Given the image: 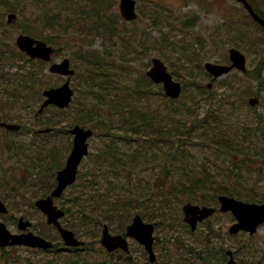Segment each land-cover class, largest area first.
Masks as SVG:
<instances>
[{
	"label": "rangeland",
	"instance_id": "1",
	"mask_svg": "<svg viewBox=\"0 0 264 264\" xmlns=\"http://www.w3.org/2000/svg\"><path fill=\"white\" fill-rule=\"evenodd\" d=\"M111 1L112 0H94V2L85 0H49L48 4V7L53 9L57 7L60 8L61 15L59 18H46L47 21L50 22L52 29L48 28L47 24L45 35L47 39L53 43L52 45H55L58 48L57 55L60 57L66 56L71 59V64L77 69L75 76L71 81V86L74 89V99L72 102L76 101V104H78L82 99L83 105L88 107L92 113L89 125L85 126L90 129L92 128L94 134H92L88 140L89 154L87 157L83 158V164L81 165L80 170L88 168L91 163L100 159L98 148H102L101 145H104V142L100 140L102 133L99 124L101 120L109 118L112 115V112L108 107L94 106L92 98L95 97V95L90 94L89 89L92 86H94L95 89H99L104 85L99 79L104 77V74L110 67L117 68V70L126 75L131 74L133 80L139 81L143 68H147L146 63L148 60L150 61L152 57H160L167 64L168 69L174 72L178 71L175 72L178 73L176 76L177 78L181 77L185 80V84L183 85L185 94L180 101L183 103L180 107H182L181 109L183 110L190 111L191 115L185 119V125L179 123L173 131V134L176 135V139L179 141H190L195 153L204 152L205 150L209 151V149L215 144L211 140H217L218 148H223L218 149V151L235 158L233 155L237 152L235 145L239 141H243L242 138L239 137L234 130H229L227 127L223 126L221 122L217 124L218 126H216V123L204 125L202 122V119L205 117L204 113L207 111H218V115H221L222 113L220 111L222 105L231 102L234 98V93L231 92L224 97H221L218 96V90L209 89L204 92L203 86H201L202 84L196 82L201 78L200 73L203 72L202 65L204 62L225 63L228 59V48L231 45H235L237 42L241 44L236 45V47L245 51L249 60H254L258 55L259 51H257V46H255L258 39L255 40L248 34L251 32L252 27L247 24L246 20H238L237 17L241 11L235 5L234 1L218 0V5H216V0H137V8L139 10L137 19L132 22H125L121 16H118L120 14L118 11L117 0L108 12L113 19H116L115 23L117 29H110L106 26L103 20L92 16L86 11L76 9V5H83L86 6L89 11H91L92 8H97L107 13ZM255 1H258L259 4L264 3V0ZM37 15H42V12L36 10V14L32 15V17L29 18V21H33ZM242 24L246 27V32H243L244 26ZM184 26H188V29H185ZM75 28L91 31L107 30L112 34H115L116 36L112 42L113 44H109V47L116 45L119 49L117 51L121 52L123 56L112 52L108 54L106 58L100 59L94 63L90 52H87L85 50L86 48L82 46L86 44L83 42L81 35ZM162 28L163 30L161 31ZM10 33L15 34L13 27ZM110 39L109 36L106 38L107 41ZM170 44L175 45L179 49L187 47L186 55L184 57L175 56L172 51L176 52L177 49ZM218 44L221 46L220 50H218ZM104 46L103 42L99 50H103ZM186 60H189L190 62L186 64ZM252 66V62H248V65L246 66L247 73L242 74H244V77L247 79L253 76H258L260 79L264 69L260 68L259 64H257L256 67ZM236 71L233 73H237L238 76H241V74L238 73L239 71ZM187 75L188 79H186ZM36 76L37 75L30 74L29 78L34 80ZM61 80L62 77L59 75L50 73L46 74V78L42 77L40 83H32L30 91L31 102L33 103L35 101V91L39 87L44 89L52 84H59ZM208 82L209 80H206L204 83ZM255 82L256 81L249 80L246 84L240 85L237 90L238 98L240 100L244 99V102L242 103L244 111H249L247 108L248 104L246 103L247 97L253 96L252 94H255L258 90L253 84ZM230 83L231 81L228 80L224 83L218 82L217 79L212 85H216V87L220 85L230 86ZM240 88H244L248 94H241L239 91ZM259 93L264 97L263 92L259 91ZM26 95L27 93L23 90L18 93V97L21 100L27 99ZM150 95L152 97L149 100L145 99L138 102L139 109L142 108L143 110V107H149V104L152 105L149 107L150 109L161 113L174 111L171 106L175 107V110L177 109L178 105H167L158 92L151 89ZM186 100H189L188 104H186ZM136 101L137 100H134L129 104L124 111H129L131 108H137ZM118 106L119 105H117V107ZM50 110L51 109L46 110L49 111L48 114H43L42 117L38 118H35V115L31 117L18 115V111H7L12 117V120L8 121L13 122V129H18V124H22L23 126L29 124V127L25 126V130L37 126H61L69 129L71 124H78L80 122L84 123V119L75 117L76 110L72 104L71 107L64 111H58L57 113ZM198 112L203 114L197 115ZM123 125L128 126L125 123ZM157 128H159V126ZM126 129L130 128L128 127ZM216 130H218L217 136L213 133ZM63 131L64 132H56L50 136H40L39 134H33L32 131L12 132L10 134V137L14 140V147L12 150L16 151V155L11 161L13 166L12 175L14 177L13 185L16 187V192L14 197H12L13 200H11V203L7 201L8 206H12L11 209H13L8 213L6 219L9 221L12 230H18L16 226L17 218L19 216H24L26 219L32 220L33 223L36 224L37 229L43 230L47 234L51 233L46 227L47 223L45 216L31 205L27 206V203L25 202L26 200H23L24 198L27 200H33L37 196H40L38 193H40L46 185L51 184V175L54 173V166H56L55 161L58 159L52 158L50 161H47L41 156L40 151H45L47 147H54V145H57V149L68 147L70 143H72V136H69L68 132L65 133V130ZM142 140V136H133L130 143L135 145ZM106 141H112L118 145V147H126V140L120 135L119 131H116L112 137H108ZM258 146L259 145H256L255 147L257 148ZM105 154H107V152H104L102 156ZM20 155L27 159L29 164L28 175L20 171L22 167ZM34 158H38L44 164L32 163ZM244 165L250 170H255V167H259L258 162H247L244 163ZM31 167L47 168L48 170L40 171L39 175L36 178H33L32 176L34 173L32 172ZM139 172L141 173V171ZM238 177H240V174ZM25 180H30V186L29 191L26 192L24 196L22 192L25 193V191L22 190V181ZM40 181L44 182L41 183ZM224 182L225 180L221 177L218 178V182L209 181L207 184L212 188L211 194H217V187H221ZM76 184L77 182L69 189H66L64 196H69L71 192L75 191ZM79 184L81 185V180L79 181ZM82 188L86 197L79 205L82 210L87 211L85 216L79 210H76L73 215L80 220L84 219L83 224L85 228L91 231L88 240L94 241L93 246H91L94 248V253L91 254V256L96 257V259L101 261L104 255L98 256L96 254L99 252V248L93 234H100V229L102 228V226L100 228V224L104 221V216L102 215L104 209L101 208V199H98L96 206H93V196L90 192H93V194L96 195L107 189L106 184L105 181H102V183L92 182L88 187L82 185ZM196 189L204 192L205 186L198 184ZM255 190L258 196L264 198V189L255 186ZM64 201L65 198L60 200V202ZM16 203H22L23 206L20 205L16 207ZM152 210L153 206L152 204H149L147 206L148 212H146V216L149 217ZM153 219L155 220L157 218L154 217ZM104 222H107L112 228L119 227L121 225L120 212L115 213ZM231 222V216L229 214L218 211L213 218H209V221L203 222L199 226V231L196 233L190 234L189 231L185 229L186 234L185 232L182 233L180 235V240L192 242L194 250L193 252L186 248L183 250V246L176 243L175 246L182 249L177 257L169 256L164 249H161L162 251H160V249L157 250V244H155L158 264H164L163 261L170 264L168 260L172 261L173 264H185L191 255H194V258L190 260L194 261L189 264H194L200 260V258L195 259V257L206 250H208L205 253L207 264H225L226 258H222L220 252H223L228 248L234 251L235 259L238 264H264V224L260 228L258 227L256 233L252 235H249L248 233L230 235L227 233V228ZM208 223H212V228L217 229L216 233L218 234V237L206 242L205 248H199L197 250V245L194 244V240L197 236L202 235L201 231L202 229L207 228ZM159 234L162 236L163 231ZM154 235H156V238L158 237L157 229H155ZM136 244L135 241H131V249L136 248ZM158 245L160 248V243H158ZM250 248L257 250L260 249L262 252H256V254H253ZM26 256H30L32 261ZM32 256H35V252L30 249L24 247L11 248L4 252V254H0V264H19L20 261L17 260L22 258L26 259L25 264H38L36 262L41 258L52 263H57L60 258L67 259L70 264H73L75 261V255L69 258L65 255L56 254H43L39 258H32ZM132 259L134 262L131 264H146L143 262L142 258L134 259V257H132ZM41 264L47 263L44 261Z\"/></svg>",
	"mask_w": 264,
	"mask_h": 264
},
{
	"label": "trees",
	"instance_id": "2",
	"mask_svg": "<svg viewBox=\"0 0 264 264\" xmlns=\"http://www.w3.org/2000/svg\"><path fill=\"white\" fill-rule=\"evenodd\" d=\"M30 2L36 3L38 0H29ZM34 19L33 21H37ZM28 24L25 20L23 21V26L27 29L32 27L34 22ZM50 25V22L48 21ZM94 62L100 59V53L94 51ZM114 63V62H113ZM115 64V63H114ZM174 74L175 72L172 71ZM104 85L95 89L92 86L89 89L90 94H94L93 103L94 105L106 106L111 111H114V116L119 118L129 119L128 124L130 128L139 130L149 121L146 117H143V111L145 108H138V102L148 99L153 85L146 77L144 71L141 72V78L139 81L133 80L131 74L126 75L117 68H109L104 74V77L99 79ZM159 86V85H158ZM160 88V87H159ZM161 89V88H160ZM161 97L164 94L157 90ZM185 94V93H184ZM184 96V95H183ZM134 100H137V108H131L129 111H124L129 104ZM180 100L172 102L171 105H178L177 109L171 106L174 111H178L179 107L183 104ZM117 105H119L117 107ZM152 106L149 104V107ZM82 108V109H81ZM75 117L84 119V123L79 124L85 126L89 125L91 120V110L83 105V100L75 105ZM142 110V111H141ZM141 112V115H140ZM110 129H113L110 127ZM135 132L134 134H136ZM215 136L218 135V130L213 132ZM105 136H108L107 131L104 132ZM152 130H145L141 134L144 139L130 148V141L132 135L127 132H121L120 135L126 140L128 144V149H120L118 145H115L112 141H104L106 144L102 148H108L107 153L110 158L107 160L106 165L103 166V174L108 176L107 183L109 187L107 188L109 193L95 196V205L98 199H101V207L103 210V216L105 220L114 215L115 213H122L127 222L133 212L141 211L142 208H146L150 202L156 201L161 198L165 201L167 205H174L178 200H195L202 203L210 202V196H196L198 191L196 188L198 184L204 185L205 188H210L211 186L207 184L212 181L213 174H218V163L211 159L209 163L204 165L202 168H198L194 163L189 162V149L185 143L174 142H164V141H153L150 142V136ZM126 144V145H127ZM130 148V149H129ZM57 151L52 147H47L45 151L41 150V156L43 158H49L51 155L55 154ZM131 159L137 164H140L147 175L143 177H138L136 174L134 176H128L126 182H122L120 176L121 168L129 164L128 160ZM229 165V162H226ZM38 170V168H37ZM170 177H175L170 179ZM90 177L86 178L83 182L85 187H88ZM218 192V187H217ZM220 192H233L231 185H228L227 190H222ZM174 195L173 199H170L169 195ZM234 195V194H232ZM84 197L79 193L78 197H73V199L81 200ZM82 214V210L78 209ZM70 218L65 217L63 223L65 226L69 223ZM84 223V222H83ZM70 228L76 229L73 224H68Z\"/></svg>",
	"mask_w": 264,
	"mask_h": 264
},
{
	"label": "water",
	"instance_id": "3",
	"mask_svg": "<svg viewBox=\"0 0 264 264\" xmlns=\"http://www.w3.org/2000/svg\"><path fill=\"white\" fill-rule=\"evenodd\" d=\"M134 0H121L120 1V10L124 18L130 20L136 17V13L134 11ZM14 15H11L13 17ZM36 42V46L32 47V44ZM17 44L20 48L25 50L30 55H37L38 57H42L44 59L49 58V54L52 51L51 48L45 47V43L40 41H35L32 37L26 35H20L17 39ZM66 64H68L67 60H64L62 63L58 64L56 69L65 72ZM226 70V69H224ZM156 81L164 79L165 73L163 66L155 60L154 67L150 72H148ZM168 75V74H167ZM50 99L47 102H53L60 106L67 104L70 97V90L68 89L67 85L62 86L56 90H51L49 93ZM79 131L83 132L80 134ZM73 133H76L75 136V143L72 153L67 159L66 167L57 173V181L58 184L54 191L51 193L50 196L39 199L36 202V205L42 209L44 213L47 214L48 222H53L56 225H59L57 218L62 215V212L59 209H56L55 206L52 205V196L60 195L62 189L67 183H70L75 178L76 167L77 164L82 156V154L86 153V145L82 142L80 143L79 140H85L87 136L91 134L90 130L82 131L80 128L75 127L72 130ZM222 202L221 210H228L231 209L236 216H238L239 212H246V215L249 217H256L255 209L256 207L253 206H246V205H236L233 199H229L227 197H220ZM183 210L185 212V220H187V215L191 214L194 218L190 219V224L192 228L195 227L196 221L198 219H202L203 217L209 215L213 212L214 209L202 207L199 208L198 206L186 204L183 206ZM6 211L3 204L0 202V212ZM199 214V215H197ZM188 221V220H187ZM27 225V223L20 226L23 228ZM152 225L143 226L141 219L139 216H135L131 224L127 226V235L133 236L142 242L145 245V248L150 253V259L153 260L154 256L152 255L151 249V232H152ZM237 228V227H235ZM60 232L65 238L66 242L74 243V239L72 233L66 229L60 228ZM103 242L108 246H113V240L108 237V233L104 232L103 234ZM11 240L10 243L14 244H26V245H41L42 240L38 237L32 235L31 233H22V234H10V232L6 229L4 224H0V244L4 245ZM118 243L121 244L120 239L117 237ZM124 247V246H122Z\"/></svg>",
	"mask_w": 264,
	"mask_h": 264
},
{
	"label": "flooded vegetation",
	"instance_id": "4",
	"mask_svg": "<svg viewBox=\"0 0 264 264\" xmlns=\"http://www.w3.org/2000/svg\"><path fill=\"white\" fill-rule=\"evenodd\" d=\"M240 6V5H239ZM240 7H242V6H240ZM260 14H262V16H264V14L263 13H260ZM247 17H248V19H249V21L251 22V23H253L254 24V20L252 19V17H250L248 14H247ZM259 29V28H258ZM48 40V39H47ZM6 38L5 37H3V36H0V42H2L1 44H0V49L2 50V51H5V52H10V51H12L11 50V47H10V43L8 42V41H6ZM48 42L50 43V44H53V43H51V41H49L48 40ZM55 46V45H54ZM55 52H56V54H57V52H58V48L55 46ZM23 57H24V54H21ZM62 58H68V57H62ZM28 59V58H27ZM69 59V58H68ZM34 61H36V60H34ZM39 60H37V62H38ZM69 61H70V63H71V59H69ZM41 64H43V65H45V63L44 62H41ZM29 72H30V74H32V75H38L39 74V72H40V68L39 67H30L29 68ZM34 71V72H33ZM33 72V73H32ZM23 79V77H21V76H18V78H17V80H15V77L13 76V75H9V76H4L3 78H2V80H1V91H2V95H3V98H4V102H5V104H4V110L5 111H31V106H30V104L29 103H19V104H16V105H14L13 107H9V106H7L6 105V100H5V93H13V90H14V87L12 88V89H6L5 87H4V84L5 83H12V84H14V83H17V84H19V82L21 81ZM31 82H33V80H31L29 77H28V79H27V81L25 82V84H27V83H31ZM7 85V84H6ZM20 87V86H19ZM11 186V187H10ZM14 185H13V183H10L9 181H7V180H5V179H3L1 176H0V191H2L3 193H5L6 194V196L7 197H9V198H11L12 199V197H14V194H15V192H16V187H13ZM15 188V189H14Z\"/></svg>",
	"mask_w": 264,
	"mask_h": 264
},
{
	"label": "bare ground",
	"instance_id": "5",
	"mask_svg": "<svg viewBox=\"0 0 264 264\" xmlns=\"http://www.w3.org/2000/svg\"><path fill=\"white\" fill-rule=\"evenodd\" d=\"M134 23H135V22H134ZM143 33H144V32H143ZM118 40H119V39H118ZM51 43H52V42H51ZM83 51H84V50H83ZM87 52H88V51H87ZM69 53H70V52H69ZM81 53H82V52H81ZM74 54H75V53H74ZM79 54H80V53H79ZM85 54H86V53H85ZM87 54H88V53H87ZM90 56H91V55H90ZM65 59H67V60L69 61L68 58H65ZM88 60H89V59H88ZM83 61H84V60H83ZM85 61H86V59H85ZM69 62H70V61H69ZM90 64H91V63H90ZM91 65H92V64H91ZM86 70H87V69H86ZM29 71H30V70H29ZM33 72H34V71H33ZM33 72H32V73H33ZM49 79H50V78H49ZM48 81H49V80H48ZM72 83H73V82H72ZM5 94H6V93H5ZM92 97H93V96H92ZM79 98H80V97H79ZM81 100H82V99H81ZM31 101H32V100H31ZM81 109H82V108H81ZM27 111H28V110H27ZM66 115H67V114H66ZM71 116H72V115H71ZM59 118H60V117H59ZM67 125H68V124H67ZM97 155H98V154H97ZM93 161H94V160H93ZM41 177H42V176H41ZM41 181H42V180H41ZM41 181H40V182H41ZM43 182H44V181H43ZM43 182H41V183H43ZM10 187H11V186H10ZM13 187H14V186H13ZM14 189H15V188H14ZM33 191H34V190H33ZM37 191H38V190H37ZM37 191H36V192H37ZM5 193H6V192H5ZM5 193H4V194H5ZM33 193H34V192H33ZM5 195H6V194H5ZM16 195H17V194H16ZM18 195H19V194H18ZM9 197H10V196H9ZM11 207H12V206H11ZM12 209H13V208H12ZM17 211H18V210H17ZM33 213H34V212H33Z\"/></svg>",
	"mask_w": 264,
	"mask_h": 264
}]
</instances>
